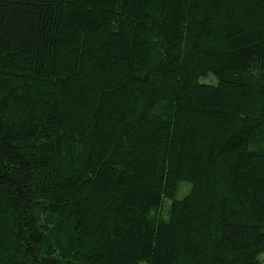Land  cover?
I'll list each match as a JSON object with an SVG mask.
<instances>
[{
    "label": "trees",
    "instance_id": "1",
    "mask_svg": "<svg viewBox=\"0 0 264 264\" xmlns=\"http://www.w3.org/2000/svg\"><path fill=\"white\" fill-rule=\"evenodd\" d=\"M0 264H264V0H0Z\"/></svg>",
    "mask_w": 264,
    "mask_h": 264
},
{
    "label": "rangeland",
    "instance_id": "2",
    "mask_svg": "<svg viewBox=\"0 0 264 264\" xmlns=\"http://www.w3.org/2000/svg\"><path fill=\"white\" fill-rule=\"evenodd\" d=\"M203 81H204V82H211V83H214V79H213V77H211V76H209V77L203 79ZM186 189H187L186 186H182L181 191H180V194H179L178 197H181V195L186 191Z\"/></svg>",
    "mask_w": 264,
    "mask_h": 264
}]
</instances>
